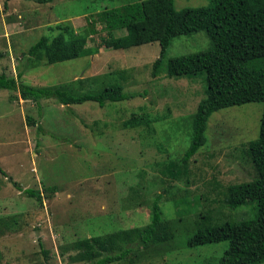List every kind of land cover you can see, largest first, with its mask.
I'll list each match as a JSON object with an SVG mask.
<instances>
[{"label": "rangeland", "instance_id": "rangeland-1", "mask_svg": "<svg viewBox=\"0 0 264 264\" xmlns=\"http://www.w3.org/2000/svg\"><path fill=\"white\" fill-rule=\"evenodd\" d=\"M136 1L143 0H0V74L17 77L21 72L20 82L69 89L83 78V89L96 91L102 86L94 78L129 69L124 92L141 94L100 107L95 102L64 106L55 99L38 105L21 99L18 92L0 91V167L7 173L0 171V264H88L72 259L74 241L149 224L158 196L167 218L181 217L177 234L184 238L196 230L200 212L225 219L248 215L249 208L224 207V188L256 177L245 146L259 137L264 104L213 113L205 146L190 160L186 173L174 179L169 171L175 172L190 145L191 118L205 96V83L203 76L165 77L168 60L206 51L211 41L204 31L174 38L161 76L154 79L158 42L100 48L105 33L101 12ZM177 2L182 8L204 6L208 0ZM58 25L85 34L88 47L98 51L33 66L28 61L30 46L44 35H58ZM141 106L151 126L125 129L123 122L133 113L142 114ZM29 116L37 123L29 122ZM28 189L40 191L43 203L29 197ZM227 246L223 242L189 249L176 240L171 246L136 250L116 264H218Z\"/></svg>", "mask_w": 264, "mask_h": 264}, {"label": "trees", "instance_id": "trees-1", "mask_svg": "<svg viewBox=\"0 0 264 264\" xmlns=\"http://www.w3.org/2000/svg\"><path fill=\"white\" fill-rule=\"evenodd\" d=\"M37 1L48 3L53 0ZM7 7L5 4V10ZM2 13L0 7V16ZM99 17L105 24L100 48L121 50L159 43L160 56L152 63L154 79L161 76L167 50L174 38L204 31L211 41V47L206 51L168 60L165 77L193 79L203 76L205 83V96L191 118L190 145L175 166V172L169 171L174 179L186 173L190 160L205 146L213 113L247 103L264 104V0H208L204 6L183 5L182 8L177 6L176 0H143L106 8ZM50 29L60 32L52 37L42 36L29 48L28 61L33 66L52 65L94 54L96 49L88 47L86 35L75 34L71 26L58 25ZM118 32L124 35L116 36ZM128 74L129 69H121L104 75L102 80L94 78L102 86L94 91L83 89V78L75 79L69 89L29 85L20 82L23 73L14 77L3 72L0 74V91L18 92L21 99L38 105L44 99H55L64 106L95 102L104 107L107 103L141 96L139 92H124ZM139 110L143 113H133L123 122L125 129L151 126L152 120L145 106ZM28 121L37 123L31 116ZM38 129L41 131L40 126ZM245 151L256 177L224 188L223 205L230 211L249 208L246 217L225 219L213 217L210 211L200 212L196 215V230L184 238V234H177L181 217L176 221L167 218L159 204L161 196H158L149 224L78 239L70 246L76 253L72 259L88 264L122 263L136 250L171 246L178 240L183 248L189 249L226 242L228 246L218 264L264 263V111L259 137L248 142ZM173 162L169 163L170 169ZM0 171L7 175L1 167ZM25 192L43 203L40 191L28 189ZM250 214L252 216L248 218ZM184 220L189 222V219Z\"/></svg>", "mask_w": 264, "mask_h": 264}, {"label": "crops", "instance_id": "crops-1", "mask_svg": "<svg viewBox=\"0 0 264 264\" xmlns=\"http://www.w3.org/2000/svg\"><path fill=\"white\" fill-rule=\"evenodd\" d=\"M176 2H177V0H176ZM177 6H178V2H177ZM3 37H8V36H3Z\"/></svg>", "mask_w": 264, "mask_h": 264}]
</instances>
